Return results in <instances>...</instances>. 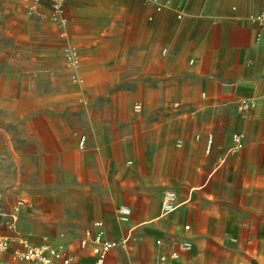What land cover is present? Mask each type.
Listing matches in <instances>:
<instances>
[{"label": "crops", "instance_id": "1", "mask_svg": "<svg viewBox=\"0 0 264 264\" xmlns=\"http://www.w3.org/2000/svg\"><path fill=\"white\" fill-rule=\"evenodd\" d=\"M30 1L1 4L17 95L4 100L0 133L10 135L5 126L14 123L24 137L23 146L9 144L14 183L23 163L40 199L48 185L81 189L73 207L49 190L65 220L60 227L79 228L50 240L65 242L73 264H92L78 241L102 220L105 237L128 239L108 254L113 264L119 250L129 255L143 246L138 234L146 233L154 236L149 255L128 264H264V38L256 40L248 18L264 0H159L160 10L148 0H66L63 29L44 16L47 4L29 12ZM67 44L78 48L82 84L70 80ZM242 97L257 103L248 117L237 110ZM238 130L244 145L230 153ZM166 188L177 202L162 214ZM19 197L32 201L16 196L9 204L1 195L0 205L9 210ZM124 205L130 215L120 222ZM183 239L191 249L161 263Z\"/></svg>", "mask_w": 264, "mask_h": 264}, {"label": "built area", "instance_id": "2", "mask_svg": "<svg viewBox=\"0 0 264 264\" xmlns=\"http://www.w3.org/2000/svg\"><path fill=\"white\" fill-rule=\"evenodd\" d=\"M66 0H31L27 6L29 12H36L42 4H47L48 12L44 14L50 22L56 27L63 29L67 27L68 19L65 14ZM155 4L156 9H161L159 0H148ZM234 8V7H233ZM180 17V15H177ZM249 20L256 25L255 38L260 40L264 38V8L249 14ZM63 35V33L61 32ZM162 53L166 52V48H162ZM62 54L66 66L70 69V80L75 84L83 83V76L79 73L80 57L78 48L73 44H67L62 49ZM257 103L252 98L242 97L237 102V110L242 117H248L255 109ZM141 103L133 104V111L140 112ZM245 134L242 130L234 131L231 136L230 153H236L242 149L244 145ZM84 138L80 139L82 144ZM1 198V192H0ZM177 194L174 189L166 188L163 191L160 211L162 214L172 212L176 207ZM33 207V202L29 199L17 198L9 210H4L0 205V258L9 253V260L3 261L2 264H73L75 255L62 240L46 239L42 242L32 243L26 236H22L16 232V221L20 212L25 208ZM130 208L128 206H120L117 209V219L120 222H126L129 219ZM6 230L12 231L7 233ZM190 225L185 224L184 230H189ZM161 241L158 239L156 243ZM79 247L82 249L89 248L93 256L92 264H113L107 260L110 251L116 247L126 248L129 246L127 238L118 240L105 237L104 222L102 220H94L91 225L84 228L83 233L78 241ZM192 247L189 239H183L179 243L178 249L168 253L161 254L159 261L161 263L168 259H176L179 250L188 251Z\"/></svg>", "mask_w": 264, "mask_h": 264}, {"label": "rangeland", "instance_id": "3", "mask_svg": "<svg viewBox=\"0 0 264 264\" xmlns=\"http://www.w3.org/2000/svg\"><path fill=\"white\" fill-rule=\"evenodd\" d=\"M13 0H0V119H7V113L2 109L9 107L4 100H7L10 97L16 96V82L14 78L9 75V24H8V14L4 13L1 8L3 2H10ZM24 80L20 81L22 85L21 91L24 90ZM42 89L38 88V92ZM130 95L134 98L136 96V90L130 89ZM8 122V121H7ZM6 133L10 135L6 136L5 134L0 133V192L1 195H4L7 198L8 203L10 204L16 196H27L30 197L33 201V207L29 211H26L19 215L17 222V231L19 234L28 237L32 243L42 242L46 239L55 237L60 231H69L72 232L76 229H79L77 226H72L67 229L60 227L64 223V218L60 216V207L57 203L49 198V196H56L65 200L67 204H70L73 207V199L75 194H79L81 189L78 185L66 184V185H48V189H52L54 193H50L49 190L44 195V198L40 199V193L35 192L36 189L39 190L40 186L30 184V179L28 173L25 171V164H21L22 168L20 169L18 176L20 177L19 183H14L12 177H14V168L13 164L15 154L10 152L9 144L12 143L15 145L19 144L20 146L24 145V137L20 136V130L14 125V123H8L6 126ZM17 143V144H16ZM23 155V154H22ZM66 171L71 169L72 164H63ZM66 173V172H65ZM49 180V179H47ZM72 182V179H70ZM58 192V194H57ZM33 194L37 196V199H34ZM52 194V195H51ZM57 194V195H54ZM36 200V201H35ZM41 203V212H38L36 209ZM77 205L79 204V198H76ZM7 204V206H9ZM124 234V233H123ZM143 238L144 245L129 251V255L122 253V250H119L118 264H128L127 262H133L134 260H144L150 253V243L154 236L151 233L138 234ZM166 236L175 237V234L166 233ZM134 251V252H133ZM90 263V260H89Z\"/></svg>", "mask_w": 264, "mask_h": 264}]
</instances>
